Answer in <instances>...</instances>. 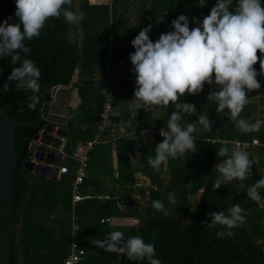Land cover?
<instances>
[{"label":"trees","instance_id":"obj_1","mask_svg":"<svg viewBox=\"0 0 264 264\" xmlns=\"http://www.w3.org/2000/svg\"><path fill=\"white\" fill-rule=\"evenodd\" d=\"M216 3L217 0H73L70 10L84 13L81 21L70 25L61 15L46 21L38 37L25 39L31 53L22 52V59L35 61L41 70V88L35 93L40 103L34 110L30 109L28 97L33 93L18 90L15 81L8 82L7 93L0 91L7 114L30 122L15 127L18 159L9 236L10 264H65L70 253L75 173L47 178L22 167L35 134L48 122L41 116L40 106L51 99L55 86L72 84L78 98L68 105L69 116L63 125L68 129L63 166L74 169L76 145L94 140L98 135L106 89L113 104L102 142L90 152L82 186L85 198L78 203L79 237L86 241L81 264H147V260L133 262L125 256L104 252L91 243L92 239L103 240L112 231H122L125 240L141 236L146 243H153L156 258L162 264H264V206L261 204L264 189L259 190V202L247 196L248 189L264 178V145L243 150L250 158L259 159L245 180L236 179L216 190L213 188L219 175L214 171L215 165L225 159L218 157L217 149L227 146L230 155L236 148L233 144L236 139L259 138L263 142L264 124L259 132H241L227 109L218 114L217 105L207 99L211 91L219 90L218 86L205 83L199 94H186L178 100V103L195 105L193 113L181 112L180 125H196L192 135L197 151L169 158L156 171L148 158L155 157V147L164 139L157 131H168V119L177 110L175 104L153 106L148 111L141 108L136 117L130 110L136 102L135 73L129 57L135 51L131 44L135 36L142 28L152 25L149 37L155 42L162 33L173 30L171 22L181 14L189 18L190 29L197 27L194 21L202 23ZM261 3L264 5V0ZM236 7L237 0H233L232 10ZM15 9V0H0V23L5 20L18 23ZM258 56L264 59V54L258 52ZM19 65V61L13 65L10 56L0 58V88L7 82L12 68ZM254 68L260 71L259 62ZM75 73L77 79L73 81ZM257 79L261 88L249 92L248 99L264 94V75H258ZM258 110L257 102L248 101L238 118L254 123L259 119ZM201 114H207L213 125L211 130L201 125V134H198ZM144 130L156 131L151 142H145ZM139 176L147 178L149 184L141 183ZM169 193L175 194V205L168 202ZM154 200L164 203L167 216L152 207ZM235 203L245 209L246 222L231 230L232 237L218 238L216 232L221 230L220 226L204 228L201 222L210 219L207 213L225 211L227 214V209ZM113 217L135 218L137 223L111 224Z\"/></svg>","mask_w":264,"mask_h":264},{"label":"clouds","instance_id":"obj_2","mask_svg":"<svg viewBox=\"0 0 264 264\" xmlns=\"http://www.w3.org/2000/svg\"><path fill=\"white\" fill-rule=\"evenodd\" d=\"M15 17L18 23H0V58L11 57L13 67L7 82L0 91L7 93L9 83L16 82L18 90L30 91L28 107L35 109L40 103V97L35 95L40 91L41 70L35 61L21 57V53H31L24 43L38 37L45 27L46 21L63 16L66 23L77 24L84 18V13L77 14L70 10L73 0H15ZM233 0H217L210 13L202 23L190 29L189 18L183 14L172 20V31L162 33L153 42L149 37L152 25L142 30L131 41L135 51L129 54L132 71L135 73L134 98L130 106L133 117L139 109L146 111L153 106L175 104L168 119V131L161 130L164 138L155 147V157H149V165L156 171L169 158L184 156L187 152L197 151L193 132L194 123L186 127L180 125L181 112L191 114L195 109L193 103H178L180 97L186 94L196 95L203 91L205 83H215L219 90H213L207 99L213 101L216 112L225 113L228 110L235 127L243 133L259 132L264 121L256 120L249 123L238 118L248 103V93L258 91L261 83L258 75H264V59L258 56L264 54V5L261 0H237V7L232 10ZM8 19H12L9 17ZM259 62L260 71L254 68ZM21 111L23 109H20ZM199 124L211 130L213 121L207 114H201ZM131 121H129V126ZM133 138H135L133 136ZM220 160L214 168L219 173L213 182L214 190L239 179L243 181L250 174L252 165L259 163L258 158H250L248 153L240 148H234L229 155V148L222 146L217 149ZM264 189V178L252 185L247 196L259 202V190ZM168 202L177 203L174 193L168 194ZM152 207L163 215H168V209L160 200L152 201ZM210 218L202 221L205 229L220 226L216 232L218 238L232 237V229L241 227L246 222L245 209L239 203L233 204L225 211H211ZM227 229V230H225ZM91 243L107 253H116L133 262L145 261L147 264H162L156 258L155 245L146 243L141 236H130L125 240L122 231H112L101 239H92Z\"/></svg>","mask_w":264,"mask_h":264},{"label":"water","instance_id":"obj_3","mask_svg":"<svg viewBox=\"0 0 264 264\" xmlns=\"http://www.w3.org/2000/svg\"><path fill=\"white\" fill-rule=\"evenodd\" d=\"M75 77L76 73L73 81ZM64 95L66 90L64 91L61 85L55 86L51 92V99L40 106L41 116L48 122L42 125L31 141L28 159L22 167L27 172L47 178L62 176L58 173L64 161L65 154L62 149L67 140L68 129L62 126L63 122L59 115L50 113L52 111L59 113L54 110L53 99L59 107L66 105L60 98ZM248 101L258 103V117L264 121V94L249 98ZM29 123L27 120L22 121L9 116L0 99V264H10L9 236L12 227L14 176L18 159L15 150V127ZM69 173H72L71 170Z\"/></svg>","mask_w":264,"mask_h":264},{"label":"built area","instance_id":"obj_4","mask_svg":"<svg viewBox=\"0 0 264 264\" xmlns=\"http://www.w3.org/2000/svg\"><path fill=\"white\" fill-rule=\"evenodd\" d=\"M102 104H103V109L100 113L101 123L99 125L98 135L95 137L94 140H91L89 142H79L73 151V157L77 161V166L74 169H70L63 165L59 167L58 175L69 173L70 170L71 172L75 173V179L72 185L70 253L65 259L64 262L65 264H81L85 256L86 241L79 237L80 223H79V215L77 209H78V203L85 198V195L82 192V186L88 172V167L90 162V152L96 144L102 142V135L105 132L107 123L113 113V104L108 95L107 89ZM147 131L149 132L151 137L156 132L155 130H147ZM157 132H159L160 134L161 130ZM233 144L236 146V148H240L242 150H249L256 146L264 145V141L262 142L259 138H253L252 140H245V141L236 139L233 141ZM143 179L144 180H142L143 181L142 183L144 184L146 182L148 183V179L146 178ZM112 219L113 218H110V220Z\"/></svg>","mask_w":264,"mask_h":264},{"label":"crops","instance_id":"obj_5","mask_svg":"<svg viewBox=\"0 0 264 264\" xmlns=\"http://www.w3.org/2000/svg\"><path fill=\"white\" fill-rule=\"evenodd\" d=\"M61 86H62L63 89L64 88L67 89L66 90L67 91L66 95L60 97L61 101H64L65 104H66L64 107H62L63 109H65L66 112H65V114L61 115V113H53V111H52V113H50V114L59 115L60 118L62 119V122H63V125H64L66 123L67 119H68V116H69L68 105H70L72 103H75L77 101L78 94H77V89L75 88L74 84H72L71 86H65V85H61ZM65 89H64V91H65ZM52 104H53L54 107L55 106L59 107L58 105L55 104V99H53V103ZM144 131H146V130H144ZM144 131L142 132L143 135H144ZM144 138H145V136H144ZM145 142H147L146 138H145ZM62 151L64 152V149H62ZM139 177H140V182H143L142 180H144L143 178H145V177L144 176H139ZM148 183H149V180H148ZM148 183L146 185H148ZM145 198H147V196ZM127 219H129V218L113 217V219L111 220V224L135 225L137 223V219H136V221H133V222H130V223H128ZM133 219H135V218H133ZM79 223H80V216H79ZM80 229H81V224H80ZM79 233H80V231H79ZM39 241L41 243H43L44 240L39 238Z\"/></svg>","mask_w":264,"mask_h":264},{"label":"rangeland","instance_id":"obj_6","mask_svg":"<svg viewBox=\"0 0 264 264\" xmlns=\"http://www.w3.org/2000/svg\"><path fill=\"white\" fill-rule=\"evenodd\" d=\"M108 1H110V0H92V2H108ZM77 79V74H76V77H75V80ZM74 80V81H75ZM65 89V88H64ZM65 90H67V89H65ZM67 92V91H66ZM105 92H106V90H105ZM104 95H105V93H104ZM108 95H109V92H108ZM110 97V96H109ZM58 107L57 106H55L54 107V110L57 112V111H59V113H61V115H63V114H65V109H63L62 107H59V109H57ZM201 125H199L198 126V134H201V132H200V130H201V127H200ZM144 136H145V138H146V141L147 142H151L152 141V137L150 136V134H149V132L148 131H145L144 132ZM142 183V182H141ZM144 184V183H143ZM145 200H146V198H144V200L142 201V203L143 204H145L146 202H145ZM261 204L264 206V200H262L261 201ZM128 220V223H130V222H133V221H136V219H133V218H129V219H127Z\"/></svg>","mask_w":264,"mask_h":264}]
</instances>
